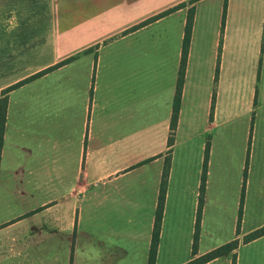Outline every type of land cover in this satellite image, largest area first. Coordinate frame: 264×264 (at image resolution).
I'll return each instance as SVG.
<instances>
[{"label":"crops","instance_id":"obj_1","mask_svg":"<svg viewBox=\"0 0 264 264\" xmlns=\"http://www.w3.org/2000/svg\"><path fill=\"white\" fill-rule=\"evenodd\" d=\"M190 1L0 0V98L72 59L6 95L0 264H147L191 7L155 264L192 259L207 142L197 256L236 238L249 136L238 239L264 226V0H227L223 31L224 0Z\"/></svg>","mask_w":264,"mask_h":264},{"label":"trees","instance_id":"obj_2","mask_svg":"<svg viewBox=\"0 0 264 264\" xmlns=\"http://www.w3.org/2000/svg\"><path fill=\"white\" fill-rule=\"evenodd\" d=\"M198 0H191L190 4L195 3ZM185 4H179L176 7H173L161 14H158L143 23L139 24L135 28L139 29L141 27H144L160 18H163L164 16H167L171 14L172 12L184 8ZM226 9H227V0H224L223 2V13H222V21H221V28L223 31L224 23H225V15H226ZM194 7H191L186 16V22L184 27V36L182 41V49H181V56H180V62L177 72V79H176V86H175V93L172 103V113L170 118V124H169V136L167 139V156L164 162L162 175H161V182L159 187V195L157 200V206L155 210V216H154V224L153 229L151 233V241H150V247H149V253L147 258V264H155L156 260V252L158 249L159 244V238H160V230H161V224H162V218H163V210H164V201L166 197V190H167V182L168 177L170 173L171 168V152L172 147L174 145V135L175 130L178 123V115L180 110V102H181V95H182V87H183V81H184V75L186 70V64H187V57L190 47V40H191V34H192V27H193V20H194ZM72 59H68L66 61H63L59 63L58 65L51 67L29 79L26 81H23L13 87H10L1 95L0 98V160H1V152L3 147V141H4V132H5V126H6V118H7V106H8V99L7 94L13 90L14 88L23 85L26 82H29L33 79L39 78L45 73H48L52 70H55L56 68L67 64L71 62ZM217 74H218V66L215 72V81L217 80ZM214 93L212 96V106L211 109L213 110L214 105ZM249 147H250V136L248 141V150H247V159L245 168L243 171V186L241 190V197H240V203H239V210H238V218H237V224H236V238L224 245H221L212 251L197 256V245H198V238H199V231H200V218H201V211H202V205H203V195H204V189H205V182H206V174H207V163H208V156H209V142L205 145L204 150V157H203V163H202V172H201V178H200V189H199V200H198V207L196 212V218H195V225H194V234L192 238V246H191V255L192 259L188 261L185 264H207L210 263L216 259H220L222 257L231 255L232 256V264H235L236 260V250L240 246V244H247L249 242H252L256 239H259L264 236V226L243 236L241 241L238 239L240 236V223L242 218V208H243V200H244V184L247 174V160H248V154H249Z\"/></svg>","mask_w":264,"mask_h":264},{"label":"rangeland","instance_id":"obj_3","mask_svg":"<svg viewBox=\"0 0 264 264\" xmlns=\"http://www.w3.org/2000/svg\"><path fill=\"white\" fill-rule=\"evenodd\" d=\"M222 13H223V9H222ZM221 26V25H220ZM220 31H222V28L220 27ZM243 186V185H242ZM240 197H241V194H240ZM238 202L240 203V198L238 199ZM239 205V204H238ZM238 210H239V206H238ZM237 218H238V212H237ZM226 222H227V220H226ZM222 225H223V221H222ZM222 225H221V227H222ZM223 227H224V225H223ZM231 257V259H232V256H230ZM232 262V261H231ZM160 264H178V263H165V262H162V263H160ZM182 264H184V263H182Z\"/></svg>","mask_w":264,"mask_h":264}]
</instances>
